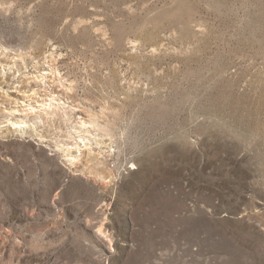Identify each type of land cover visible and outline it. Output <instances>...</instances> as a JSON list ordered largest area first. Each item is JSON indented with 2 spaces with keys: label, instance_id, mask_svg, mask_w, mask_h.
Returning <instances> with one entry per match:
<instances>
[{
  "label": "rangeland",
  "instance_id": "1",
  "mask_svg": "<svg viewBox=\"0 0 264 264\" xmlns=\"http://www.w3.org/2000/svg\"><path fill=\"white\" fill-rule=\"evenodd\" d=\"M0 264H264V0H0Z\"/></svg>",
  "mask_w": 264,
  "mask_h": 264
}]
</instances>
